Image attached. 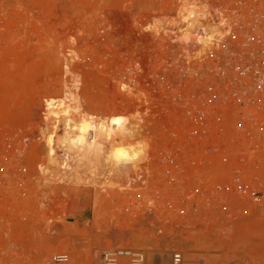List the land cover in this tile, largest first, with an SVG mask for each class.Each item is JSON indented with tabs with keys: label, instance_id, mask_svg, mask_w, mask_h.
Segmentation results:
<instances>
[{
	"label": "rangeland",
	"instance_id": "obj_1",
	"mask_svg": "<svg viewBox=\"0 0 264 264\" xmlns=\"http://www.w3.org/2000/svg\"><path fill=\"white\" fill-rule=\"evenodd\" d=\"M192 2L209 9L208 29L220 9V36L184 44ZM244 25L245 0H0V156L27 167L24 214L43 233L56 221L37 264L54 251L100 264L110 246L141 248L149 264L173 249L190 264H264V177L237 178L245 161L222 160L239 154L237 114L204 96L222 46H245ZM68 105L134 129L115 142L143 148L137 166L107 162L109 143L66 160Z\"/></svg>",
	"mask_w": 264,
	"mask_h": 264
},
{
	"label": "built area",
	"instance_id": "obj_2",
	"mask_svg": "<svg viewBox=\"0 0 264 264\" xmlns=\"http://www.w3.org/2000/svg\"><path fill=\"white\" fill-rule=\"evenodd\" d=\"M245 46H222L223 52L208 70L210 83L204 96L210 105L233 107L237 114L234 127L238 133L237 156H223L226 165L245 161V171L234 169L237 178L264 177V0H245ZM215 111V109H214ZM225 109L216 108L221 113ZM219 121L222 118L219 117ZM226 138V136H224ZM10 145V144H9ZM6 157L0 156V264H37L46 254L42 239L52 244L56 221L47 219L49 230L43 233L42 219L24 214L28 194L24 174L6 170ZM256 163L252 170L248 164ZM38 211V210H37ZM67 252L54 251L44 264H61L69 260ZM100 264H149L141 248L110 246L101 253ZM168 264H190L181 249H173Z\"/></svg>",
	"mask_w": 264,
	"mask_h": 264
},
{
	"label": "bare ground",
	"instance_id": "obj_3",
	"mask_svg": "<svg viewBox=\"0 0 264 264\" xmlns=\"http://www.w3.org/2000/svg\"><path fill=\"white\" fill-rule=\"evenodd\" d=\"M192 3L190 5L191 8H188L191 10L188 12L187 15L185 14L187 20H185V23H184V24H186V28L184 27L185 31L183 33V38H182V40L184 41V44L186 45V43L188 41H190V39H192V35H197L198 36L197 40L199 38L198 41L202 42V43H206L207 40L209 41V39H211L213 37L212 35L217 34L218 36H220L222 33V32L220 33V30H221L220 27L221 26L223 27V25L226 23V19L224 16H222L220 9L218 12L220 15L219 23H217L216 25L213 23L214 26H212V24L209 23V24H211V27H213V28L208 29L207 23H208V21H210V19L207 20V22H205V20L203 18L205 17V15L208 14L209 9L205 10L204 8H202V6L199 5L200 3L198 5L196 3L194 4V2H192ZM183 13H187V12H185V9H184ZM180 36H182V35H180ZM206 38H208V39H206ZM207 47H205V49ZM183 48H187V47H183ZM186 51H188V50H186ZM70 95H68V96L74 97L73 94H70ZM75 97H77V96H75ZM68 99H70V98H68ZM72 102L74 104L73 99H72ZM72 102H71V105H72ZM77 103H78V97H77ZM66 105H67V103H66ZM71 105H68V107H66V108L64 107L61 111V116H62V120H63V124H64V134L62 135V137H59V139H57L58 143H61V145L63 147L67 148L63 151V157L66 160H69V157H70V151L68 150V148H70L74 145H79L81 147H85L93 155L98 154V157H99L101 155L100 151L102 150L103 145H105L106 143H109V150L106 152V155H104V156H105V158H106L105 160L107 162L112 163L111 165L119 167V168L126 167L128 169L130 167L134 168V166L136 164H138L137 162L139 161L141 154H143V152H144L143 148L140 145H138V143H131L130 142L131 140L129 141L128 139H127V142L128 141L129 142L125 143V144H118L115 142L116 139H126L128 137L132 138L133 135L135 134L134 129L129 128L130 126L128 127V126H124L123 124L122 125L118 124V123H121L122 121L120 122V120L119 121L116 120L117 119L116 117H115V119L109 118L110 117V116H108L109 114L106 115L105 113H103L106 116H103V115L102 116L101 115H96V116L92 115L91 116L89 113L83 112L84 110L80 111L82 105L81 106L78 105V107H77V108H79V112L76 108H74V107H76L75 105H77L76 103L74 104V107H72ZM75 110H77V111H75ZM101 112H103V111H101ZM134 137H135V135H134ZM132 142H133V140H132ZM99 158H101V157H99ZM52 159H53V157H52ZM52 161H54V160H52ZM62 161L65 162V160H62ZM56 162H57V160H56ZM142 162H144V161L142 160ZM57 163L55 164V162H54V165H57ZM123 169H125V168H123ZM55 170H56V168H55ZM125 171L126 170H124V172ZM129 174H130V172H129ZM94 236H96V235H94Z\"/></svg>",
	"mask_w": 264,
	"mask_h": 264
}]
</instances>
